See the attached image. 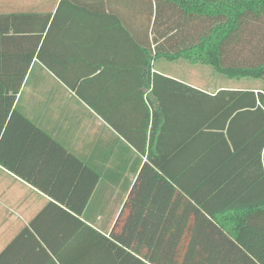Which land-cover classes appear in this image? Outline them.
Segmentation results:
<instances>
[{
	"label": "crops",
	"instance_id": "0c3cea01",
	"mask_svg": "<svg viewBox=\"0 0 264 264\" xmlns=\"http://www.w3.org/2000/svg\"><path fill=\"white\" fill-rule=\"evenodd\" d=\"M147 25L142 0H0V119L16 91L0 130V264H264L261 241L247 250L193 200L207 177L191 165L210 158L140 152L153 93L174 150L203 112L192 88L227 87L180 58L147 67ZM23 154L43 188L15 174Z\"/></svg>",
	"mask_w": 264,
	"mask_h": 264
},
{
	"label": "trees",
	"instance_id": "16d2710c",
	"mask_svg": "<svg viewBox=\"0 0 264 264\" xmlns=\"http://www.w3.org/2000/svg\"><path fill=\"white\" fill-rule=\"evenodd\" d=\"M142 1L148 20L142 42L147 67L157 58H180L209 66L227 78L262 82L261 86L243 89L219 88L214 93L192 88L193 108L203 112L192 117L189 146L174 150L165 147L167 140H163L166 133L162 129L167 123L161 121L162 126L156 129V111L159 109L163 117L167 101L153 93L156 109L151 114L148 143L140 152L150 157L188 151L195 157L210 158L202 165L192 163L193 169L202 166L207 178L195 181L194 189L202 190V196H190L226 235L235 237L247 250H251L253 239L261 241L259 257L264 262V0ZM155 77L176 82L160 73ZM14 92L6 98L9 104L1 116L0 130L12 107ZM35 128L34 137L40 130ZM158 139L161 146L157 145ZM65 155L74 157L67 151ZM24 157L15 174L43 188L24 169ZM142 166L140 173L151 165L145 162ZM95 182L91 181L87 191ZM65 202L73 207L70 201Z\"/></svg>",
	"mask_w": 264,
	"mask_h": 264
},
{
	"label": "rangeland",
	"instance_id": "374dc122",
	"mask_svg": "<svg viewBox=\"0 0 264 264\" xmlns=\"http://www.w3.org/2000/svg\"><path fill=\"white\" fill-rule=\"evenodd\" d=\"M216 73V72H215ZM218 74V73H216ZM220 75V74H218ZM222 77L221 83H215V86H206L210 88V90L217 89L220 85L221 86H227L226 88H236V89H243L245 87H252V86H261L262 82L255 79H244V78H227L223 75H220ZM230 86V87H229Z\"/></svg>",
	"mask_w": 264,
	"mask_h": 264
}]
</instances>
